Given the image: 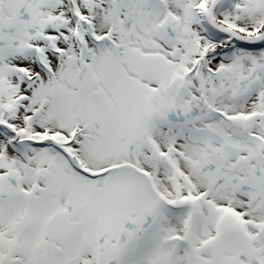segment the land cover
<instances>
[{
  "label": "snow or ice",
  "instance_id": "6c2138e0",
  "mask_svg": "<svg viewBox=\"0 0 264 264\" xmlns=\"http://www.w3.org/2000/svg\"><path fill=\"white\" fill-rule=\"evenodd\" d=\"M0 264H264V0H0Z\"/></svg>",
  "mask_w": 264,
  "mask_h": 264
}]
</instances>
